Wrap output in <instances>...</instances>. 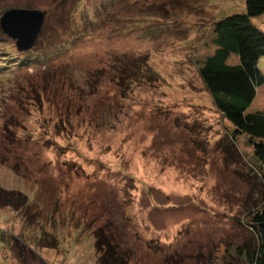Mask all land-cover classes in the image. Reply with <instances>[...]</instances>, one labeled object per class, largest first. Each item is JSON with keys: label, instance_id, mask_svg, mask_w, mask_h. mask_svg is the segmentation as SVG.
I'll return each mask as SVG.
<instances>
[{"label": "rangeland", "instance_id": "rangeland-1", "mask_svg": "<svg viewBox=\"0 0 264 264\" xmlns=\"http://www.w3.org/2000/svg\"><path fill=\"white\" fill-rule=\"evenodd\" d=\"M11 9L46 11L32 52L64 47L29 61L0 29V264L111 263L97 229L126 264H245L252 149L197 63L244 0H0Z\"/></svg>", "mask_w": 264, "mask_h": 264}, {"label": "trees", "instance_id": "trees-1", "mask_svg": "<svg viewBox=\"0 0 264 264\" xmlns=\"http://www.w3.org/2000/svg\"><path fill=\"white\" fill-rule=\"evenodd\" d=\"M244 5V14L229 15L211 25L210 44L214 50L197 60L198 76L217 112L232 126L230 140L244 137L252 149L249 170L259 182L261 193L258 204L246 215L255 244L251 248L246 246L241 254L245 264H264V109L253 106L260 87L264 86V74L258 68L259 60L264 58V32L252 24V19L264 16V0H244ZM102 22L96 24L99 26ZM45 25L46 30L48 25ZM63 47V44L53 46L55 55L44 52L41 56L31 50L23 53L29 61L47 60L57 57ZM107 224L106 230L111 233L113 225ZM104 233L103 229L94 232L98 252L103 260L112 258V262L99 264H126L121 258L117 261L116 245L109 239L111 234L107 237Z\"/></svg>", "mask_w": 264, "mask_h": 264}, {"label": "water", "instance_id": "water-1", "mask_svg": "<svg viewBox=\"0 0 264 264\" xmlns=\"http://www.w3.org/2000/svg\"><path fill=\"white\" fill-rule=\"evenodd\" d=\"M46 11L11 9L0 17V29L14 40L18 52L29 51L42 28Z\"/></svg>", "mask_w": 264, "mask_h": 264}, {"label": "crops", "instance_id": "crops-1", "mask_svg": "<svg viewBox=\"0 0 264 264\" xmlns=\"http://www.w3.org/2000/svg\"><path fill=\"white\" fill-rule=\"evenodd\" d=\"M262 90H263V89H259V91H262ZM263 91H264V90H263ZM257 96H258V94H257ZM257 96H256V99H255V101H254V103H253V106H254V107H255V104H256V100H257V98H258Z\"/></svg>", "mask_w": 264, "mask_h": 264}]
</instances>
